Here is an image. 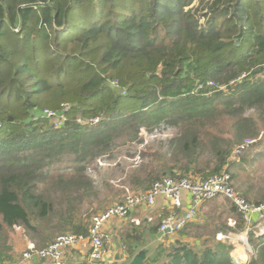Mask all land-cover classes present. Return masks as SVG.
<instances>
[{"label": "trees", "instance_id": "trees-1", "mask_svg": "<svg viewBox=\"0 0 264 264\" xmlns=\"http://www.w3.org/2000/svg\"><path fill=\"white\" fill-rule=\"evenodd\" d=\"M252 110H264V0H0V239L21 226L45 242L88 237L91 222L74 205L93 193L86 171L142 129L177 133L154 166L130 173L133 192L222 174ZM221 118L231 120L232 139H206ZM229 212L234 228L225 211L190 223L145 264H237L233 246L216 237L245 230ZM168 216L123 232L125 257ZM250 236L247 264H264V236ZM11 252L0 243V264H11Z\"/></svg>", "mask_w": 264, "mask_h": 264}, {"label": "rangeland", "instance_id": "rangeland-1", "mask_svg": "<svg viewBox=\"0 0 264 264\" xmlns=\"http://www.w3.org/2000/svg\"><path fill=\"white\" fill-rule=\"evenodd\" d=\"M247 115L253 120V124L250 130L245 133L246 136L237 144L245 143L246 141H255V143L238 160L237 166L232 170V175L235 176L234 185L238 193L248 197L252 203H264V110H252ZM230 126L231 120L228 118L213 120L212 123L208 124V128L203 130V133L209 134L205 136L206 139H209L212 133L232 139V132L230 135L228 134ZM176 133L177 129L170 126L157 128L153 132L142 129L137 141L127 145H119L111 154L97 159L95 161L96 164L89 166L86 175L94 182L93 193L82 201L74 202L83 220L90 224L91 219L98 212L116 204L117 198L120 199L126 190L132 192L134 189L129 181L130 173L154 166L157 162L156 154H163L166 151L167 143ZM99 160L103 165L99 164ZM66 166V164L61 166L62 172H64ZM47 189V183L40 185V191H46ZM62 207H67V203L64 202ZM231 207V203L224 198L205 203L202 214L196 216L197 220L195 222L205 224L211 216L215 215L217 217L224 211L226 213L224 218L236 220V217L229 212ZM57 209L59 210L58 206ZM217 209H221L222 212L219 213ZM202 232L203 230L193 231L192 237ZM3 235L2 240L0 239L1 245L10 246L12 252L14 251L11 256L17 258L18 243L21 237L29 236L28 232L21 226L8 230ZM238 236L243 239L240 242L235 241L233 245L231 244L233 246L231 256L237 264H247L255 254V250H253V246L250 243L251 236L250 234L248 236L238 234ZM149 249L152 252L150 253L151 256L155 249L154 247Z\"/></svg>", "mask_w": 264, "mask_h": 264}, {"label": "built area", "instance_id": "built-area-1", "mask_svg": "<svg viewBox=\"0 0 264 264\" xmlns=\"http://www.w3.org/2000/svg\"><path fill=\"white\" fill-rule=\"evenodd\" d=\"M209 86L216 87V84L211 82ZM46 114L50 118H58L56 122L61 119L51 112H46ZM96 122L97 120L92 123L96 124ZM254 143L255 141H246L237 146L232 154L231 164L227 166L226 170L222 174L213 176L208 180H173L172 178H165L162 181L156 182L153 188L147 193H135L126 190L124 202L117 203L98 212L91 219L88 237L81 234H62L53 243L45 247L38 248L35 244H30L22 251L21 264L39 260H46L48 264H67V251L76 249L85 242H89L91 245L89 254L90 264H103L106 261L109 241L105 232V227L108 223L118 219H126L132 212L142 207L153 208L160 199L165 200L172 210L181 208L185 202V195L191 199V207L189 210L181 216L172 214L165 218L160 226V231L170 230V235L176 234L188 224L195 222L201 205L212 202L215 199L224 198L235 207L237 213L242 217L245 224L244 235L248 236L254 233L257 237L264 236V203L256 204L249 202L237 192L232 178V170L237 166L238 160H240ZM98 162L100 165H103L100 160ZM135 223L140 224L139 221ZM228 224L231 228H234L237 225V220L229 219ZM216 237L220 241H228L230 244H234L232 237L228 235L218 233ZM15 264H19V262Z\"/></svg>", "mask_w": 264, "mask_h": 264}, {"label": "crops", "instance_id": "crops-1", "mask_svg": "<svg viewBox=\"0 0 264 264\" xmlns=\"http://www.w3.org/2000/svg\"><path fill=\"white\" fill-rule=\"evenodd\" d=\"M184 199H185V202L183 206L181 208H175V210H172L167 205L165 200L160 199L158 200L156 206L153 208H149L145 206V207H142L141 209H137V211L132 212L130 216L126 219H122V220L118 219V220H114L108 223L105 227V232L107 235V239H109V241H108V246H107L106 261L103 264H108L109 258L114 257L119 250L122 251L121 253L122 261H120L119 263H110V264H129L134 259V257L138 256V254L142 250H147V251H150V253H152L149 248L154 247V249H156L158 245H164V244H167V243H170L176 240L178 236L175 234L174 235L166 234L163 238H157V236H151L150 234L146 233L145 245L138 247L137 252L132 257V259H127L124 254L122 239L120 238V236L123 232L128 230L131 225L140 226L142 223L144 225H149V224L156 225V223L161 220V217H163L167 213H169L170 215L172 214L175 215L177 213L179 216L185 214L191 207V203H190L191 199H189L187 195L184 196ZM116 202L117 201H115V203ZM203 207H204V204L199 207L197 216L198 215L200 216L202 214L201 212L204 209ZM137 221H139L140 224H136L135 222ZM243 232L234 233L230 235L227 234V235L232 237V242L235 244V241L240 242L241 237L238 236V234L242 235L244 234ZM164 238L167 239V242L162 244ZM184 241L195 242V239L191 237H188V238L185 237ZM51 243L52 242H45L39 239H32L29 236L24 237V238L21 237L18 243V257L15 258V256H11L12 253H14V251L11 252L9 254L11 258L9 263L15 264L19 262V264H21L20 260H21L22 251L25 250L30 244H35L38 248H41V247L48 246ZM90 250H91V245L89 242H85L81 244L80 247L76 249L68 250L66 254L67 264H78L81 260L80 259L81 257L85 259V262H84L85 264H90V259H89ZM27 264H48V262L46 260H39V261L27 263Z\"/></svg>", "mask_w": 264, "mask_h": 264}, {"label": "water", "instance_id": "water-1", "mask_svg": "<svg viewBox=\"0 0 264 264\" xmlns=\"http://www.w3.org/2000/svg\"><path fill=\"white\" fill-rule=\"evenodd\" d=\"M170 230H166V231H159V233L157 234V238H163L166 234H169ZM165 242H167V239L164 238L162 244H164ZM121 253L122 251L119 250L116 255L112 258H109L108 260V264L110 263H119L120 261H122L121 258ZM150 254V251L147 250H142L138 256L134 257V259L129 263V264H145V262L148 259V256ZM80 262L78 264H85V259L83 257L80 258Z\"/></svg>", "mask_w": 264, "mask_h": 264}, {"label": "bare ground", "instance_id": "bare-ground-1", "mask_svg": "<svg viewBox=\"0 0 264 264\" xmlns=\"http://www.w3.org/2000/svg\"><path fill=\"white\" fill-rule=\"evenodd\" d=\"M235 238V237H234ZM240 238V237H239Z\"/></svg>", "mask_w": 264, "mask_h": 264}]
</instances>
